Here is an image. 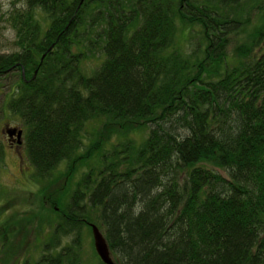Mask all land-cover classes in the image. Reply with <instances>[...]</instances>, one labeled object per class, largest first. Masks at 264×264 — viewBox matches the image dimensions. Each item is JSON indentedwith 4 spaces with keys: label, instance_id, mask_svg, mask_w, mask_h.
Listing matches in <instances>:
<instances>
[{
    "label": "trees",
    "instance_id": "obj_1",
    "mask_svg": "<svg viewBox=\"0 0 264 264\" xmlns=\"http://www.w3.org/2000/svg\"><path fill=\"white\" fill-rule=\"evenodd\" d=\"M19 2L0 76L18 73L7 108L33 174L87 168L25 264H83L81 230L96 219L121 264H264V0ZM93 119L146 136L79 155Z\"/></svg>",
    "mask_w": 264,
    "mask_h": 264
},
{
    "label": "rangeland",
    "instance_id": "obj_2",
    "mask_svg": "<svg viewBox=\"0 0 264 264\" xmlns=\"http://www.w3.org/2000/svg\"><path fill=\"white\" fill-rule=\"evenodd\" d=\"M19 1L0 0L1 54H7L12 50L14 31L6 23V12L13 3L20 6ZM35 16L43 24L45 14L37 9ZM254 22L255 20L252 19V23L247 24L244 32L237 35L234 41L242 43L249 39L253 32ZM233 53L229 55L233 57ZM102 58L103 56L101 58L90 57L84 60L81 66L82 71L90 74L97 68ZM18 85L17 72L0 76L1 146L5 141L1 133L4 124L22 128L25 136V127L20 118L7 108V102L15 96ZM146 131L145 126L137 123L109 124L105 120H90L85 125L84 146L80 148L78 154L83 155L96 141L103 144V150L107 153L114 143L124 138L140 143L144 140ZM86 170V165H81L75 172L68 173V163L64 162L50 176L44 179L36 178L33 174V167L28 161L26 150L23 149L19 158L17 153L10 152L5 147L0 163V264H25L26 261L33 262L39 258L42 244L50 236L51 223L59 211L57 202L67 197L65 193L73 189ZM92 224H95L103 233L97 219ZM81 234L83 264H101L93 248L90 227H83ZM67 241L64 240L62 244H66Z\"/></svg>",
    "mask_w": 264,
    "mask_h": 264
},
{
    "label": "flooded vegetation",
    "instance_id": "obj_3",
    "mask_svg": "<svg viewBox=\"0 0 264 264\" xmlns=\"http://www.w3.org/2000/svg\"><path fill=\"white\" fill-rule=\"evenodd\" d=\"M19 131H21L20 135H18ZM1 133L5 139V141L2 143L3 154L5 147H7L10 152L17 153L18 157L20 158L23 149L26 150L23 129L13 125L4 124L1 129Z\"/></svg>",
    "mask_w": 264,
    "mask_h": 264
},
{
    "label": "water",
    "instance_id": "obj_4",
    "mask_svg": "<svg viewBox=\"0 0 264 264\" xmlns=\"http://www.w3.org/2000/svg\"><path fill=\"white\" fill-rule=\"evenodd\" d=\"M20 135L21 131L18 132ZM89 227L91 229V235H92V242H93V248L94 251L103 264H121L116 262L111 253L110 249L108 247L107 241L103 235V233L100 231V229L95 225L90 223Z\"/></svg>",
    "mask_w": 264,
    "mask_h": 264
}]
</instances>
